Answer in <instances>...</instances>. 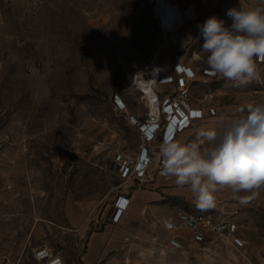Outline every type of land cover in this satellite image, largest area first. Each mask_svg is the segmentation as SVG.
<instances>
[{"label": "rangeland", "instance_id": "obj_1", "mask_svg": "<svg viewBox=\"0 0 264 264\" xmlns=\"http://www.w3.org/2000/svg\"><path fill=\"white\" fill-rule=\"evenodd\" d=\"M172 1L181 9L175 28H193L184 44L160 23L152 0H0V132L8 141L0 151V258L23 249L30 255L48 238L67 248L60 236L68 196L107 209L121 183L114 156L138 145L129 114L148 110L137 76L149 79L163 54L206 58L204 23L181 22L215 16L230 28L228 9L264 6V0ZM257 70L258 89L243 98L248 104H264V61ZM251 194L238 216L246 241L236 247L257 250L264 243V189ZM235 254L226 259L240 258Z\"/></svg>", "mask_w": 264, "mask_h": 264}, {"label": "crops", "instance_id": "obj_2", "mask_svg": "<svg viewBox=\"0 0 264 264\" xmlns=\"http://www.w3.org/2000/svg\"><path fill=\"white\" fill-rule=\"evenodd\" d=\"M181 23L204 22L196 17ZM192 29L191 25H180L173 30V33L176 34V40L184 44L188 42ZM165 55L163 54L161 60H156L160 77L175 75V63L191 67L197 72L195 79L189 83L192 107L198 108L203 100L209 101L208 94L213 93L214 99L209 102L217 109L215 115L207 114L205 118L195 120L193 126L181 131L175 140L192 142L196 139L198 130L202 128L223 130L226 127V120L237 116L228 113L248 104V101L243 99L245 93L258 89L257 79L246 86L236 88L232 86L231 81L209 77L207 72L203 71L207 68L206 58L198 54L195 57L184 54ZM261 62L257 60V67ZM150 72L149 70V75H152ZM177 89V84L174 82L154 84V91L159 101L167 92L175 94ZM142 94L145 97L142 103L148 110L139 113L131 111L129 116L134 115L142 119L148 115L152 104L156 105L155 101L151 102L146 98V93ZM221 117H224L223 121ZM133 127L137 126L133 125ZM137 131L138 145L131 152L123 151L126 156L136 157L140 151L142 140L138 127ZM119 176L121 183L118 192L108 200L107 209L102 213L95 210L88 199L79 200L69 196L65 198L61 207V216L66 228L61 233L60 240L67 245L62 251L69 263L76 264L79 261L81 264H264V243L257 250L248 244L238 248L227 245L214 234H210L204 245L196 244L193 241V230L178 226V216L181 212L202 210L195 207L190 190L187 187L178 188L174 178L162 176L154 169L142 179L124 178L120 174ZM216 195V206L208 210L213 211L217 218L231 216L239 224L240 241H246L242 237L243 224L240 223L238 216L240 209L247 204L252 195L251 192L233 194L225 189ZM120 196L129 198V204L119 221H113L112 218L117 210L116 203ZM166 223L170 227H166ZM173 237L181 241L182 249L170 245V239ZM48 240L51 241L49 238ZM232 253H236L235 255L240 258L226 259Z\"/></svg>", "mask_w": 264, "mask_h": 264}, {"label": "clouds", "instance_id": "obj_3", "mask_svg": "<svg viewBox=\"0 0 264 264\" xmlns=\"http://www.w3.org/2000/svg\"><path fill=\"white\" fill-rule=\"evenodd\" d=\"M227 15L230 28L215 16L200 26L202 52L209 77L240 88L257 78L256 61H264V6L230 8ZM160 157V174L187 187L199 210L214 208L216 194L225 189L258 193L264 189V104L240 108L223 130H198L192 142L165 140Z\"/></svg>", "mask_w": 264, "mask_h": 264}, {"label": "built area", "instance_id": "obj_4", "mask_svg": "<svg viewBox=\"0 0 264 264\" xmlns=\"http://www.w3.org/2000/svg\"><path fill=\"white\" fill-rule=\"evenodd\" d=\"M187 10H192V7L183 11L186 12ZM173 20L170 19L172 23H176ZM160 22L165 23L162 18H160ZM2 64L3 61L0 57V69ZM174 73L175 75L167 77H160L159 75L158 83H176L178 89L175 94L167 92L160 101L157 96L158 98L154 100L156 101V111L150 110L148 115L142 119L134 115L128 117V121L138 127L142 141L140 151L136 157L126 156L123 152L115 154L114 163L116 169L124 178H146L151 169L160 173L162 167L160 157L161 144L168 139L175 140L181 131L192 127L195 120L203 119L207 114L215 115L217 113L216 107L209 102L214 99L213 93L208 94L207 99L209 101L203 100L198 108L192 107L189 96V83L197 76V72L194 69L181 63H175ZM116 105L120 110L126 108L125 103L121 105L117 101ZM193 112L200 113V116H192ZM7 142V138L0 132V151L7 145ZM4 186L11 187L6 182ZM260 192L261 190L255 194L258 195ZM128 204L129 198L125 196L119 197L116 203L117 210L112 218L113 221H119ZM178 220V226L193 230V241L196 244L204 245L208 241L210 234H214L217 239L230 246H236L240 242V237L238 236L239 224L231 216L227 215L223 218H217L213 211L204 210L181 212ZM170 245L177 249L183 248V244L176 237L170 239ZM25 256L35 261L36 264H75L73 262L69 263L57 244L48 239H44L41 243L32 247L30 255H25V249L3 255L0 258V264H25Z\"/></svg>", "mask_w": 264, "mask_h": 264}, {"label": "bare ground", "instance_id": "obj_5", "mask_svg": "<svg viewBox=\"0 0 264 264\" xmlns=\"http://www.w3.org/2000/svg\"><path fill=\"white\" fill-rule=\"evenodd\" d=\"M154 2V12L155 14L164 20V26L166 29H172L173 31L175 29L176 23L178 22L177 15H180V8L176 6V4L172 0H152ZM189 12L190 14H188ZM186 18L191 17L193 14L192 10H187L186 12L183 11ZM170 19H174L176 23H172ZM173 20V21H174ZM151 77L149 79H146L143 74H139L136 79V85L142 93H146V98L149 99L151 102L157 99V94L154 91V84L157 83L159 80V70L158 66L154 65L153 69L151 70ZM149 101V103H150ZM156 102V101H155ZM151 110L153 112L156 111V105L155 103L152 104Z\"/></svg>", "mask_w": 264, "mask_h": 264}, {"label": "snow or ice", "instance_id": "obj_6", "mask_svg": "<svg viewBox=\"0 0 264 264\" xmlns=\"http://www.w3.org/2000/svg\"><path fill=\"white\" fill-rule=\"evenodd\" d=\"M192 116H200V113H198V112H193V113H192Z\"/></svg>", "mask_w": 264, "mask_h": 264}, {"label": "trees", "instance_id": "obj_7", "mask_svg": "<svg viewBox=\"0 0 264 264\" xmlns=\"http://www.w3.org/2000/svg\"><path fill=\"white\" fill-rule=\"evenodd\" d=\"M76 264H81V262L77 261V263H76Z\"/></svg>", "mask_w": 264, "mask_h": 264}]
</instances>
